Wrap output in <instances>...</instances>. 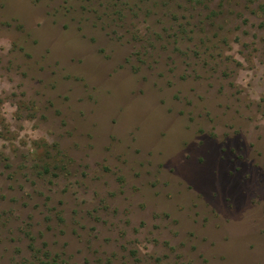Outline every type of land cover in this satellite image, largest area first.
<instances>
[{
  "label": "rangeland",
  "instance_id": "374dc122",
  "mask_svg": "<svg viewBox=\"0 0 264 264\" xmlns=\"http://www.w3.org/2000/svg\"><path fill=\"white\" fill-rule=\"evenodd\" d=\"M0 41V264H264V0H0Z\"/></svg>",
  "mask_w": 264,
  "mask_h": 264
},
{
  "label": "clouds",
  "instance_id": "9594fccd",
  "mask_svg": "<svg viewBox=\"0 0 264 264\" xmlns=\"http://www.w3.org/2000/svg\"><path fill=\"white\" fill-rule=\"evenodd\" d=\"M9 43L7 41H0V47H3L5 49H7L9 47ZM15 111L14 108H8L7 106H5L4 112L8 115L11 116L12 113Z\"/></svg>",
  "mask_w": 264,
  "mask_h": 264
}]
</instances>
